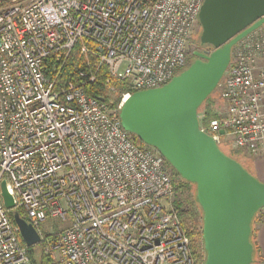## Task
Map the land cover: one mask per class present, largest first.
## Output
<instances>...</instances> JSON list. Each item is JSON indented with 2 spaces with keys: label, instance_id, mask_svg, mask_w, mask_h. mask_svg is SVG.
<instances>
[{
  "label": "built area",
  "instance_id": "obj_1",
  "mask_svg": "<svg viewBox=\"0 0 264 264\" xmlns=\"http://www.w3.org/2000/svg\"><path fill=\"white\" fill-rule=\"evenodd\" d=\"M203 2L0 0V183L15 201L8 211L0 197V264H31L13 211L40 236L46 264H196L171 205L177 176L119 114L132 94L189 66ZM73 58L81 65L70 68ZM102 72L104 95L89 96ZM217 86L226 110L206 127L197 114L199 130L257 155L261 28L232 47ZM47 220L65 225L56 238L38 232Z\"/></svg>",
  "mask_w": 264,
  "mask_h": 264
},
{
  "label": "water",
  "instance_id": "obj_2",
  "mask_svg": "<svg viewBox=\"0 0 264 264\" xmlns=\"http://www.w3.org/2000/svg\"><path fill=\"white\" fill-rule=\"evenodd\" d=\"M198 19L200 45L212 51L195 53L190 66L162 88L132 94L121 108L120 124L195 186L204 264H251V224L264 209V184L199 130L197 110L223 77L232 47L264 25V0H204ZM0 197L6 210L14 209L4 180ZM12 221L27 248L40 244L18 212H12Z\"/></svg>",
  "mask_w": 264,
  "mask_h": 264
},
{
  "label": "rangeland",
  "instance_id": "obj_3",
  "mask_svg": "<svg viewBox=\"0 0 264 264\" xmlns=\"http://www.w3.org/2000/svg\"><path fill=\"white\" fill-rule=\"evenodd\" d=\"M262 31H264V25L261 27ZM200 34H201V28L200 25L196 28L195 33L191 39V45L189 49V55H188V60L187 63L190 64L195 60V53H200L202 50L209 51L206 47H203L200 45L199 39H200ZM211 50L209 51V53ZM74 66H80L81 61L73 58L71 60V64H69V67L72 68ZM189 66H186L182 70H179L176 72L177 75H179L181 72L186 70ZM101 86V85H100ZM219 88L218 86L216 89L208 96V102L203 104L201 107L198 108L197 114L201 117L204 116V109L206 105H209V108L211 110L212 115H214L215 119L220 118L225 110L226 106L225 104L220 100L219 98ZM116 99V98H115ZM221 151H223L225 154L228 156L232 157L235 159L237 163H239L249 174L252 175V172L250 171V166H251V160L254 156H250L248 154H245L241 151H237L232 149L227 143L221 142L219 145H217ZM253 176V175H252ZM255 179H257L255 176H253ZM182 180V179H181ZM259 181V180H258ZM177 184L180 183V178L176 179ZM260 182V181H259ZM262 183V182H261ZM195 186L192 184L191 186L188 187V191L185 192V190L180 189V190H175L174 195L172 197V206L173 208L178 212H190L195 216V222H196V233L198 235L201 234L200 240L197 242V252L196 254L193 255L196 264H204L205 262V253L203 249V241H202V212L198 204L195 202ZM197 201V200H196ZM177 206L179 208L177 209ZM261 212V211H260ZM21 218L25 219L24 214L20 213ZM264 216V211L262 213H259L254 222L252 223V228L253 231H256L257 227L260 225L261 221L263 220ZM65 228V225L60 223L59 221L56 220H47L44 223H41L38 226V232L41 234L42 237H46L49 235H54L55 233H59L62 229ZM186 233V232H185ZM189 239V238H188ZM190 241V240H189ZM33 257L38 259L42 254V245L41 249L40 247H36L33 251ZM44 257V256H43ZM252 263L251 264H264V259L258 254L255 253L252 257ZM46 264V260L45 263Z\"/></svg>",
  "mask_w": 264,
  "mask_h": 264
},
{
  "label": "trees",
  "instance_id": "obj_4",
  "mask_svg": "<svg viewBox=\"0 0 264 264\" xmlns=\"http://www.w3.org/2000/svg\"><path fill=\"white\" fill-rule=\"evenodd\" d=\"M212 51V50H211ZM105 78V73L102 72L100 77L98 78V83L96 85H92L90 87H88V89L86 90L87 91V94L89 96H92V97H95V98H98V96H101V95H104L103 94V89L101 88V82L104 80ZM100 98V97H99ZM208 99V98H207ZM205 100L201 106L205 103L208 102V100ZM105 100H107L105 98ZM200 106V107H201ZM213 120H216L214 115H212L211 113V110L209 108V105H206L205 109H204V116L201 118L200 120V124L201 126L203 127H206L211 121ZM133 140L135 141V143L139 146H144V144L138 139L136 138L135 136H133ZM221 151V149H219ZM224 155H226L227 157L233 159L232 157L228 156L227 154H225L223 151H221ZM235 160V159H233ZM172 169V168H171ZM172 172L177 176V178H180L176 173L175 171L172 169ZM192 184L188 183V182H185L183 180L180 179V183L179 184H176L175 185V190H180V189H184L185 192L188 191V187L191 186ZM195 202L197 203L196 201V198H195ZM179 208V206H177V209ZM260 213V211L255 215V217L253 218V221L252 223L254 222L256 216ZM10 218L12 220V214L10 213ZM179 221H180V224L183 228V230L186 232V235L188 236L189 238V242H190V248H191V252L192 254H196L197 252V242L198 240H200L199 237H201V234L198 235L196 233V222H195V216L193 214H191L190 212H187V211H184V212H179ZM255 234H256V231H253V228H252V224H251V235H250V243L252 244L253 246V255L255 253H258L260 254L259 252V248H258V245H257V242H256V238H255ZM58 235V233L54 234V235H50V236H46V238H56V236ZM23 243V242H22ZM41 245L42 244H39L35 247H32V248H28L27 249V253H28V256H29V259H30V262L31 264H44L45 263V257H43L42 255L40 256V258L36 259L33 257V251L36 247H40L41 249ZM252 255V257H253Z\"/></svg>",
  "mask_w": 264,
  "mask_h": 264
},
{
  "label": "crops",
  "instance_id": "obj_5",
  "mask_svg": "<svg viewBox=\"0 0 264 264\" xmlns=\"http://www.w3.org/2000/svg\"><path fill=\"white\" fill-rule=\"evenodd\" d=\"M250 171L257 180L264 184V146H262L260 152L252 158ZM263 211L264 209H262L260 213ZM255 238L260 252L259 255L264 259V216L256 229Z\"/></svg>",
  "mask_w": 264,
  "mask_h": 264
},
{
  "label": "flooded vegetation",
  "instance_id": "obj_6",
  "mask_svg": "<svg viewBox=\"0 0 264 264\" xmlns=\"http://www.w3.org/2000/svg\"><path fill=\"white\" fill-rule=\"evenodd\" d=\"M209 51L211 50L210 48L206 47ZM209 51H205V50H202L200 53L201 54H204V53H208ZM195 58V57H194Z\"/></svg>",
  "mask_w": 264,
  "mask_h": 264
}]
</instances>
